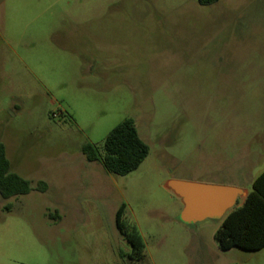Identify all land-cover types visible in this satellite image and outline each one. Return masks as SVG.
Instances as JSON below:
<instances>
[{
  "label": "rangeland",
  "instance_id": "374dc122",
  "mask_svg": "<svg viewBox=\"0 0 264 264\" xmlns=\"http://www.w3.org/2000/svg\"><path fill=\"white\" fill-rule=\"evenodd\" d=\"M263 116L264 0H0V143L32 186L0 195V264H264V247L222 250L220 220L182 221L166 187L245 182ZM126 117L149 153L117 175L81 146Z\"/></svg>",
  "mask_w": 264,
  "mask_h": 264
},
{
  "label": "trees",
  "instance_id": "16d2710c",
  "mask_svg": "<svg viewBox=\"0 0 264 264\" xmlns=\"http://www.w3.org/2000/svg\"><path fill=\"white\" fill-rule=\"evenodd\" d=\"M197 1L208 5L218 0ZM81 151L88 161H100L107 171L126 175L144 161L149 153V146L139 135L134 119L126 117L108 131L101 144L85 142ZM45 187L43 181H38L36 189ZM31 189L29 179L10 170L4 145L0 143L1 197L9 198L28 193ZM124 208L125 204L122 203L116 211V227L130 246L128 257L140 260L143 256L144 241L137 227H126L122 220ZM214 237L222 250L232 247L258 250L264 246V171L253 180L243 204L233 207L225 214Z\"/></svg>",
  "mask_w": 264,
  "mask_h": 264
},
{
  "label": "water",
  "instance_id": "95a60500",
  "mask_svg": "<svg viewBox=\"0 0 264 264\" xmlns=\"http://www.w3.org/2000/svg\"><path fill=\"white\" fill-rule=\"evenodd\" d=\"M166 187L181 199L180 219L193 224L221 219L244 194L232 185L180 179L167 180Z\"/></svg>",
  "mask_w": 264,
  "mask_h": 264
},
{
  "label": "crops",
  "instance_id": "0c3cea01",
  "mask_svg": "<svg viewBox=\"0 0 264 264\" xmlns=\"http://www.w3.org/2000/svg\"><path fill=\"white\" fill-rule=\"evenodd\" d=\"M263 121H264V116H263ZM256 153L257 156H259L260 158L264 157V149L262 150H259L257 148H251L249 149L248 152H246V155H245V158L247 160H249L250 158H252V155ZM237 157H238V153L235 151V154H233L232 156H229L228 158L231 159L232 161H236L237 160ZM264 171V161L262 162V164H260V166L256 169L255 172H253V170L250 172V173H245V175H248L247 179L245 182H237V181H234V182H224V181H218V180H215L213 182H216V183H220V184H225V185H232V186H236V187H239L241 188L243 191H244V194L241 196V197H238L237 200H236V203L233 207H238V206H241L248 194V192L251 190V186H252V182L253 180L261 173ZM239 198H240V201H239ZM233 207H231L229 210H231ZM228 210V211H229ZM227 211V212H228ZM226 212V213H227ZM225 213V214H226ZM225 214L222 216L220 220V223L223 219V217L225 216ZM264 247V246H263ZM262 247V248H263Z\"/></svg>",
  "mask_w": 264,
  "mask_h": 264
}]
</instances>
